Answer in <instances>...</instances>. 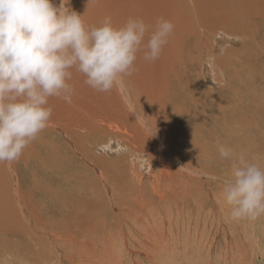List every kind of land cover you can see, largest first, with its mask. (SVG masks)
Listing matches in <instances>:
<instances>
[{
    "label": "rangeland",
    "instance_id": "rangeland-1",
    "mask_svg": "<svg viewBox=\"0 0 264 264\" xmlns=\"http://www.w3.org/2000/svg\"><path fill=\"white\" fill-rule=\"evenodd\" d=\"M53 3L59 6L60 0ZM69 6L88 27L109 17L106 0H70ZM257 71L246 90L238 86L246 79L243 72L238 78L234 70L231 80L221 78L222 85L203 76L208 90L200 85L183 92L181 86L183 100L171 102L177 110L157 124L170 144L168 154L136 115L129 113L136 123H121L106 113L104 98L116 100L121 91L93 92L73 73L71 102L52 97L51 124L18 161L0 163V259L7 264H264V216L232 220L220 196L223 185L212 178L231 167L220 158L218 142L248 158L264 156V89ZM110 136L135 146V136L149 137L154 148L145 153L143 171L134 158L128 162L130 178L115 182L120 192L115 205L100 170L81 156L82 148L95 152ZM81 163L92 171L89 179L80 174ZM93 175L101 178L105 199L95 192Z\"/></svg>",
    "mask_w": 264,
    "mask_h": 264
},
{
    "label": "clouds",
    "instance_id": "clouds-1",
    "mask_svg": "<svg viewBox=\"0 0 264 264\" xmlns=\"http://www.w3.org/2000/svg\"><path fill=\"white\" fill-rule=\"evenodd\" d=\"M70 0H0V163H14L51 121L49 99L71 102L72 69L93 90L107 93L125 87L138 54L158 60L174 33V24L158 18L154 27L142 18L114 26L105 17L88 27ZM231 167L220 193L232 220L255 221L264 216V156L248 158L217 143ZM0 264H7L0 259Z\"/></svg>",
    "mask_w": 264,
    "mask_h": 264
},
{
    "label": "bare ground",
    "instance_id": "bare-ground-1",
    "mask_svg": "<svg viewBox=\"0 0 264 264\" xmlns=\"http://www.w3.org/2000/svg\"><path fill=\"white\" fill-rule=\"evenodd\" d=\"M106 4L109 7V17L113 25L117 27L122 26L129 18H142L153 27L158 18H164L171 21L175 26L174 33L168 44L164 47L161 57L155 62H146L143 59V53L138 54L133 74L125 77V87L123 89H116L118 90L117 93L121 91L122 95L119 94L121 97L113 100L111 97H105L107 95L105 94V98L102 101V103L105 101L107 106L106 113L113 116L116 115L121 123L125 122V119H127L126 122L133 121L129 114L130 112L134 114L133 117L136 115L140 119L139 125L147 128L155 136L157 135L167 154L170 149L168 145L170 146V144H168V139H164V135L166 134L161 130L163 127L160 129L157 127V124L158 122L161 123V121L163 123L165 115L173 113L174 109H176L171 104L172 100H183L184 96H180L181 94L178 91L181 89V86H183V92L190 89L194 90L197 86L200 87V85L204 90H208L211 88L205 86L202 79L204 78L203 76H206V74L210 75L214 84L222 85L221 83L225 79V76H228V79H230L229 72L234 70L233 73L238 78L241 72H243L242 78L246 79L242 80L243 83H238V86L241 85V89L239 90H246L249 87V76H255V71L260 69L257 71V75L262 76L263 80L260 81L259 86H262L264 89V0H106ZM254 68L255 70H253ZM72 73H75L76 76L78 75L80 79L85 80V77L75 69H72ZM175 76L177 78L174 80L173 77ZM82 80H79V82ZM190 80L192 81L190 82ZM256 84L257 82L254 85L252 84L253 87ZM173 85L176 87L173 88ZM90 89L93 91L92 88ZM111 94L113 96V93ZM54 100L53 98L49 99L51 101V103L49 102V106L52 108L56 106ZM158 125L160 126V124ZM49 133L51 134V132ZM135 137H137L135 138L137 146L126 142L123 138L118 137L117 139L116 136L114 138L110 136V141L108 140L109 142L103 146L99 145L101 147H97L95 152L82 148L86 151H83L81 156H84L83 158L86 161L100 170L102 174L100 177L106 183L107 188L111 190L114 205L116 203V194H120L119 189L116 190L117 186L115 182L120 179L123 180V178H126L125 180L130 178L128 174L126 175V171L129 169L127 168L129 167L128 162H132L131 159L134 158L133 161L136 160L139 163L140 167L138 166V168L141 171H143L144 166L148 163H146L145 156L147 154L145 153L153 145H148L150 139H147L149 137L146 141L144 137ZM75 151L77 150L75 149ZM99 152H103L104 156ZM57 156L62 161L66 157L64 154H57ZM82 157L81 159H83ZM80 165L82 168V173L80 174L83 175L85 173L87 176L88 174H93L87 166L85 168L84 165L82 166V163ZM148 167L150 168V166ZM90 177L88 176V179ZM100 177L99 179H101ZM79 178L82 180L83 176ZM92 178L94 180L93 184L97 186L95 192L99 194L100 191L105 199L106 193L101 188L102 184L99 183L97 175L96 177L93 175ZM103 187L105 189V186ZM120 188H124V186ZM118 206L120 207V205ZM14 232L13 234L16 235L17 232ZM49 257L51 259L53 257L52 254Z\"/></svg>",
    "mask_w": 264,
    "mask_h": 264
}]
</instances>
